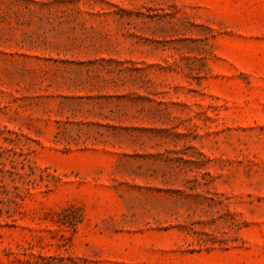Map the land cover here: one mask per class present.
<instances>
[{"label":"rangeland","instance_id":"1","mask_svg":"<svg viewBox=\"0 0 264 264\" xmlns=\"http://www.w3.org/2000/svg\"><path fill=\"white\" fill-rule=\"evenodd\" d=\"M0 264H264V0H0Z\"/></svg>","mask_w":264,"mask_h":264}]
</instances>
